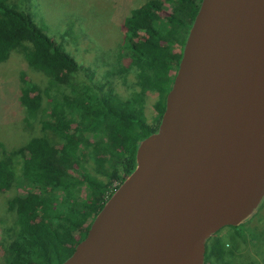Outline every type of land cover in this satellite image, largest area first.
I'll list each match as a JSON object with an SVG mask.
<instances>
[{
    "label": "water",
    "instance_id": "1",
    "mask_svg": "<svg viewBox=\"0 0 264 264\" xmlns=\"http://www.w3.org/2000/svg\"><path fill=\"white\" fill-rule=\"evenodd\" d=\"M60 264H204L264 199V0H201L157 130Z\"/></svg>",
    "mask_w": 264,
    "mask_h": 264
},
{
    "label": "trees",
    "instance_id": "2",
    "mask_svg": "<svg viewBox=\"0 0 264 264\" xmlns=\"http://www.w3.org/2000/svg\"><path fill=\"white\" fill-rule=\"evenodd\" d=\"M24 1L0 0V62L12 50H20L28 66L48 77V86L42 89L22 73L19 99L25 120L40 115L41 129L57 139L32 136L12 150L0 141V191L16 189L7 200L16 228L5 260L6 264H60L134 170L140 141L157 130L180 59L172 48L184 45L201 0H147L130 10L117 51L119 58L129 59L128 65L119 67L120 74L133 70L136 77V88L125 98L110 86L91 81L93 74L88 75L20 6ZM165 2L171 9L161 15ZM80 71L85 73L84 82L76 79ZM148 91L159 95L154 123H148L144 113ZM90 160L95 174L104 180L90 172ZM227 245L217 232L212 235L206 242L204 264L232 260L235 252Z\"/></svg>",
    "mask_w": 264,
    "mask_h": 264
},
{
    "label": "rangeland",
    "instance_id": "3",
    "mask_svg": "<svg viewBox=\"0 0 264 264\" xmlns=\"http://www.w3.org/2000/svg\"><path fill=\"white\" fill-rule=\"evenodd\" d=\"M147 0H25L19 2L45 33L76 60L88 74L91 81L109 86L120 97H128L136 88L135 74L128 70L124 75L118 71L126 66L129 59L119 58L117 51L125 32L124 18L132 8ZM171 5L165 2L161 15L169 13ZM178 56L179 45L172 48ZM114 71L109 73V71ZM39 85L48 86V77L41 71L28 66L20 50H12L5 61L0 62V141L7 150L23 147L37 135H45L53 142L57 139L51 131H43L39 117L26 121V111L20 102L22 86L20 75ZM85 73L80 71L76 79L83 81ZM51 93H55L52 89ZM43 106L47 103L44 96ZM159 95L148 91L144 101V113L148 123H154L160 108L157 106ZM1 155V149H0ZM17 174L21 170V159L15 161ZM94 163L88 169L94 175ZM99 179L104 177L97 174ZM23 195V190H17ZM16 193L15 188L0 191V264H6L7 247L14 238L16 228L15 214L8 209L7 200ZM217 236L228 243L235 256L232 264H264V199L258 209L242 223L225 226Z\"/></svg>",
    "mask_w": 264,
    "mask_h": 264
},
{
    "label": "flooded vegetation",
    "instance_id": "4",
    "mask_svg": "<svg viewBox=\"0 0 264 264\" xmlns=\"http://www.w3.org/2000/svg\"><path fill=\"white\" fill-rule=\"evenodd\" d=\"M184 46V45H183ZM183 46H182V48L180 47V45H179V47H180V49H181V53L178 55L180 58H181V54H182V49H183ZM180 60V59H179ZM178 67V66H177ZM176 71H177V69H176ZM225 262H227V264H228V262H229V264H232L231 262H232V260H229V259H227V260H225ZM219 264H222V263H219Z\"/></svg>",
    "mask_w": 264,
    "mask_h": 264
}]
</instances>
